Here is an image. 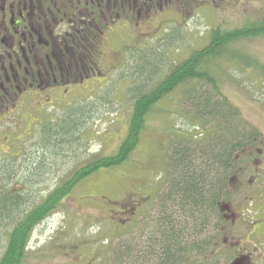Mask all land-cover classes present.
I'll list each match as a JSON object with an SVG mask.
<instances>
[{"label":"rangeland","instance_id":"1","mask_svg":"<svg viewBox=\"0 0 264 264\" xmlns=\"http://www.w3.org/2000/svg\"><path fill=\"white\" fill-rule=\"evenodd\" d=\"M258 4L254 0L248 6L225 7L217 0L216 6L202 8L187 19L174 14L168 25L153 30V36L141 37L133 29L132 47L127 49L126 60L108 83L104 81L98 86L96 94L85 95L87 101L80 107L84 112H90L91 117L79 135L80 140L76 138L70 145L65 144L56 154L49 151L48 154H38L36 150L33 155L36 181L0 188V198L16 194L23 202L18 210L15 209V215L9 214L11 220L3 221L5 242L13 218H21L23 213L42 204L94 157H110L117 153L128 135L134 91L144 84L147 90L153 88L172 67L184 62L194 52L205 49L211 29L240 26L243 12L259 15L264 0H259ZM230 50L246 54L264 67V39L239 43ZM234 66L229 67L227 61L218 62L215 67L219 69V75L215 76V85L239 111L238 122L246 121L262 133L264 147V81L253 69ZM192 86L199 96L213 95L212 85L199 82ZM186 87L154 106L146 119L138 147L126 162L84 179L32 231L23 264H127V260H122L123 256L133 246H143L150 223L158 211V198L167 192L173 147L184 143L200 146L212 141L215 129L200 120L190 101L184 100ZM58 113L56 121L49 123L58 122L63 115L61 111ZM40 128L39 125L36 149ZM259 167L262 169L260 178L255 174ZM17 170L20 171L21 166ZM255 175L254 182L259 179L262 183L248 185L245 189H239L238 183H230V197L223 202L230 203L235 213L240 210L243 213L246 209L249 228L254 220L253 214L258 217L263 214L259 218L264 217V148L260 150L257 164L251 165L241 177L248 181ZM251 196L259 197L253 205L246 200ZM141 197L148 198L149 204L138 213L131 200L134 199L137 205L141 203ZM134 212L136 215L132 217ZM211 224L213 252L216 254L206 264L233 263L234 253L221 241L224 226L221 214L213 218ZM199 257L200 263L205 264L203 256ZM257 260L254 262L260 264Z\"/></svg>","mask_w":264,"mask_h":264},{"label":"flooded vegetation","instance_id":"2","mask_svg":"<svg viewBox=\"0 0 264 264\" xmlns=\"http://www.w3.org/2000/svg\"><path fill=\"white\" fill-rule=\"evenodd\" d=\"M218 1L225 7L248 6L254 2ZM214 5L217 0H0V188L36 181L33 155L37 150L38 126L56 121L59 111L66 114L69 109L82 106L87 101L86 94H96L102 82H109L126 60L127 49L132 47L133 29L141 37L153 36V30L168 25L174 14L187 19L196 11ZM259 154H246L245 165L241 164L234 171L231 184L238 183L239 189H245L248 185L262 183L259 179L254 182L255 178H260V167L255 170L257 177L248 181L241 177L251 165L257 164ZM10 195L0 198V206ZM164 197L158 198L156 206L158 212L162 210L159 214L162 242L172 239L165 234V217L170 213L163 211L167 209ZM141 198L137 205L131 200L138 213L149 204L148 198ZM258 198L251 196L246 200L253 205ZM12 199L19 202L16 194ZM19 207L16 203L15 209ZM243 211L233 212L230 203L221 205L224 222L221 241L234 253L231 264H256V258L264 264V217L259 218L263 214L259 217L253 214L249 228L246 209ZM9 214L8 207L5 212L0 211V263L20 219L13 218L17 220L12 221L5 242L3 221L11 220ZM135 215L136 212L132 217ZM173 216L177 232L173 231L172 242L180 250L173 252L176 258L169 262L196 264L198 255L203 256L206 263L212 261L216 253L213 252L211 219L204 239L201 236L197 241L195 228L188 233L180 230V223L185 225L187 220L177 219L174 213ZM181 250L185 252L182 257Z\"/></svg>","mask_w":264,"mask_h":264},{"label":"trees","instance_id":"3","mask_svg":"<svg viewBox=\"0 0 264 264\" xmlns=\"http://www.w3.org/2000/svg\"><path fill=\"white\" fill-rule=\"evenodd\" d=\"M251 2L253 0H250ZM262 9L259 15L255 12H243V22L235 28L225 29L217 26L211 29L209 43L205 49L194 52L184 62L172 67L153 88L147 90L144 84L137 92L134 91L128 135L117 153L110 157H94L84 167L77 169L73 176L42 204L26 214L23 213L0 264H23L32 231L62 203L72 189L92 174L126 162L138 147L146 119L154 106L176 90L191 87L199 82L212 85V97L199 96L192 86L184 90V100H189L198 118L210 123L215 131L212 141L205 145L184 143L173 147L170 158L171 175L166 184L167 192L163 195L167 209L163 211L170 213L165 217L167 238L173 239V231L177 232L173 213L177 219L187 220L185 225L180 223V230H186L188 233L195 228L197 241L201 236L203 238L208 221L211 219L212 222L213 218L220 215L221 205L230 197L229 186L234 171L240 164L245 163L246 154H256L264 148L262 133L246 121L238 122L239 111L215 85V76L219 75V69L215 66L223 61H227L229 67L242 65L244 68H251L261 75V80L264 81V67L258 61L250 59L246 54L230 50L239 43L264 39V7ZM88 114L90 112L86 113L81 107H76L69 109L58 122L43 124L38 134V154H48L47 151L56 154L60 148L66 146L65 144L70 145L76 138L79 141V135L91 117V114ZM37 166L38 169L40 163ZM12 196L15 194H11V198L2 202L0 211L5 212L8 207L9 212L13 214L16 203L23 205L20 199L15 202ZM9 200L12 203L8 204ZM156 206L158 207V201ZM161 212L162 210L157 211L150 223L143 246H133L127 255L123 256L122 260H127V264H172L169 260L176 258L172 254L180 249L175 247L172 239L165 242L159 240ZM197 246L199 248V245ZM184 254L181 250L180 256ZM199 259L198 255L196 264H201ZM204 263L206 264L205 261Z\"/></svg>","mask_w":264,"mask_h":264},{"label":"water","instance_id":"4","mask_svg":"<svg viewBox=\"0 0 264 264\" xmlns=\"http://www.w3.org/2000/svg\"><path fill=\"white\" fill-rule=\"evenodd\" d=\"M235 264V263H234Z\"/></svg>","mask_w":264,"mask_h":264}]
</instances>
